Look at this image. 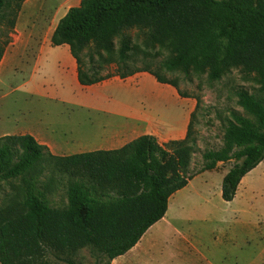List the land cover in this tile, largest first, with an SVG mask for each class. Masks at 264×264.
<instances>
[{
    "label": "trees",
    "instance_id": "obj_1",
    "mask_svg": "<svg viewBox=\"0 0 264 264\" xmlns=\"http://www.w3.org/2000/svg\"><path fill=\"white\" fill-rule=\"evenodd\" d=\"M24 1L0 0V20L9 18L0 59ZM131 30L147 47L170 48L171 55L160 64L166 72L207 70L208 78L217 80L240 66L264 89V0H80L58 21L51 43L69 46L79 83L92 85L109 76H99L91 61L82 65L80 53L93 45L99 55L107 54L105 63H124L132 51ZM137 71L177 87L149 70L117 75ZM236 95L253 120L233 113L222 148L202 156L205 171L236 161L221 181L224 202L235 198L241 180L264 160V101L246 91ZM191 121L184 140L164 147L141 136L118 150L67 157L51 155L28 134L1 136L0 180L20 179L27 192L22 202L0 210V264H43L46 254L79 264L70 256L86 247L98 253V261L105 258L110 264L130 251L164 217L169 198L192 178L187 173ZM45 159L71 178L64 209L49 207L34 190L29 174ZM109 191L116 198L103 201Z\"/></svg>",
    "mask_w": 264,
    "mask_h": 264
},
{
    "label": "rangeland",
    "instance_id": "obj_2",
    "mask_svg": "<svg viewBox=\"0 0 264 264\" xmlns=\"http://www.w3.org/2000/svg\"><path fill=\"white\" fill-rule=\"evenodd\" d=\"M77 1L60 4L59 0H39L31 8L50 5L51 13L46 15L47 24H50ZM7 20L9 18L0 20V42L5 41ZM12 33L8 34V43H12ZM128 33L132 51L124 63H105L107 54L100 52L99 55L93 45L80 53L81 63L88 67L91 61L98 67L101 77L149 70L196 99L189 139L193 152L187 170L192 178L188 190L175 198L178 206L171 203L169 214L151 226L130 251L110 264H264V160L244 177L231 203L221 199L220 186L224 174L236 161L217 163L212 170H202L203 154L222 148L224 130L233 121V113L253 120L237 104V92L246 91L264 101V89L240 66L230 67L217 80H210L207 70L166 72L160 64L171 55L170 48L167 45L147 47L135 30ZM117 48L115 40L114 57ZM7 68L6 74L0 71V137L18 135L39 116L34 106L48 101L14 91L16 83L23 79L22 68L12 60ZM29 176L33 178L35 192L42 195L49 207H67L69 176L57 173L48 159L40 162ZM26 190L20 179L0 180V210L13 202H22ZM114 198V191H109L102 200ZM70 258L79 264L106 262L105 258L98 261V253L90 247L77 251ZM43 260V264H66L51 254H46Z\"/></svg>",
    "mask_w": 264,
    "mask_h": 264
},
{
    "label": "crops",
    "instance_id": "obj_3",
    "mask_svg": "<svg viewBox=\"0 0 264 264\" xmlns=\"http://www.w3.org/2000/svg\"><path fill=\"white\" fill-rule=\"evenodd\" d=\"M38 1L22 4L12 43L5 47L0 60L2 74L8 73L9 60L22 68L23 79L14 91L48 99L34 106L39 116L18 135H31L57 157L118 150L141 136L154 138L161 147L186 138L196 99L182 96L178 87L159 82L147 71L124 78L112 75L92 85H81L69 46L51 43L58 21L68 10L47 24L51 6L31 8ZM189 187L188 182L169 198L164 216L171 211V203L178 206L175 198Z\"/></svg>",
    "mask_w": 264,
    "mask_h": 264
}]
</instances>
